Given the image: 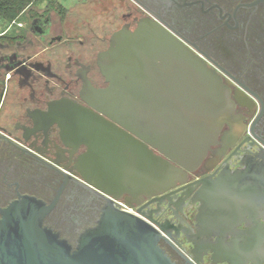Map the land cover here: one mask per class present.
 <instances>
[{"label":"flooded vegetation","instance_id":"flooded-vegetation-1","mask_svg":"<svg viewBox=\"0 0 264 264\" xmlns=\"http://www.w3.org/2000/svg\"><path fill=\"white\" fill-rule=\"evenodd\" d=\"M71 9L50 2L30 6L23 13L27 22L17 28L20 37L0 42V207L19 193L48 204L58 198L44 223L73 244L96 224L106 201L80 183V156L89 147L101 156L116 151L123 158L140 149L109 124L110 117L125 124L127 119L113 112L108 92L101 99L112 86L102 55L115 32L135 31L147 20L167 29L219 73L238 118L224 124L216 139H208L213 143L202 162L196 157L188 164L186 183L166 197H152L160 199L141 211L170 232L160 245L176 264H193L197 248L190 240L198 243L199 252L213 245L198 240V229L227 233L223 240L212 237L215 258L264 259V0H81ZM138 88L140 104H159L155 81L141 77ZM151 140L158 154V136ZM247 167L253 172L243 174ZM239 172L220 189L224 200H236L239 212L234 215L229 205L216 211L209 207L200 224L201 203L195 202L200 185L195 182ZM121 197L119 202L127 205L140 200ZM130 207L137 211L140 206ZM211 256L201 264H210Z\"/></svg>","mask_w":264,"mask_h":264},{"label":"water","instance_id":"water-1","mask_svg":"<svg viewBox=\"0 0 264 264\" xmlns=\"http://www.w3.org/2000/svg\"><path fill=\"white\" fill-rule=\"evenodd\" d=\"M102 56L107 62L102 68L111 76L112 86L102 92L101 99L105 100L108 92L113 112L127 119L125 124L109 114L113 117L109 124L140 149L123 158L116 151L101 156L89 147L80 156L84 165L78 176L80 183L106 203L96 224L82 231L75 244L44 223L58 198L48 204L35 195L19 193L7 206L0 207V264H176L160 245L163 235L170 237V232L141 209L154 207L160 197H152H166L170 189L189 180L188 164L196 157L200 164L213 143L208 139H216L224 124L238 118L235 103L215 69L167 29L147 20L135 31L115 32L111 47ZM141 77L159 85V104L139 103ZM93 124L100 133V122ZM154 135L162 147L158 154L151 140ZM253 170L247 167L241 172ZM241 172L225 178L203 176L195 182L200 185L195 193V202L201 203L197 216L200 224V217L203 220L205 213H210L209 207L216 211L229 205L234 215L239 212V207L233 206L236 200L230 196L224 200L220 189L231 185L229 180L239 178ZM117 191L139 196L136 203L127 202L128 206L139 205L138 210L122 208ZM230 229L235 234V224L231 223ZM198 231L201 243L213 245L199 252L198 243L190 240L197 248L192 252L193 264H201L209 253L210 264H264V259L253 257L215 258L218 250L212 237L223 240L227 233Z\"/></svg>","mask_w":264,"mask_h":264},{"label":"trees","instance_id":"trees-1","mask_svg":"<svg viewBox=\"0 0 264 264\" xmlns=\"http://www.w3.org/2000/svg\"><path fill=\"white\" fill-rule=\"evenodd\" d=\"M38 0H0V20L3 22H11L20 16L23 18V13L27 10L33 3ZM52 5L59 6L63 8V4L58 0H48ZM20 37L18 32L5 33L0 35V42L14 40Z\"/></svg>","mask_w":264,"mask_h":264},{"label":"rangeland","instance_id":"rangeland-1","mask_svg":"<svg viewBox=\"0 0 264 264\" xmlns=\"http://www.w3.org/2000/svg\"><path fill=\"white\" fill-rule=\"evenodd\" d=\"M60 3H62L64 6L72 8L71 10H73V6L76 5L77 2H80L81 0H58ZM48 2V0H38L35 3H33L31 6L37 5L40 7H43L46 5V3ZM27 20L25 17H19L11 22H2L0 20V34L2 33H12V32H17V28L20 27V24H24L26 23ZM0 122H1V118H0Z\"/></svg>","mask_w":264,"mask_h":264},{"label":"built area","instance_id":"built-area-1","mask_svg":"<svg viewBox=\"0 0 264 264\" xmlns=\"http://www.w3.org/2000/svg\"><path fill=\"white\" fill-rule=\"evenodd\" d=\"M21 25V24H20ZM121 207L126 209V210H129L131 212H136L132 207L128 206L127 204L123 203V202H119Z\"/></svg>","mask_w":264,"mask_h":264},{"label":"crops","instance_id":"crops-1","mask_svg":"<svg viewBox=\"0 0 264 264\" xmlns=\"http://www.w3.org/2000/svg\"><path fill=\"white\" fill-rule=\"evenodd\" d=\"M144 104V103H143ZM143 104H141V105H143ZM143 188H141V192H143L144 190H142ZM117 193H119V191H117Z\"/></svg>","mask_w":264,"mask_h":264}]
</instances>
